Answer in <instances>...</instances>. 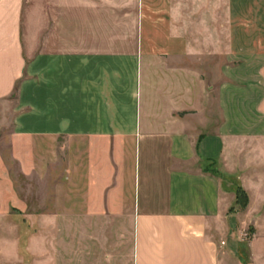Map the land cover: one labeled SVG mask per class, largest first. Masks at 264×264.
Segmentation results:
<instances>
[{"label":"crops","instance_id":"0c3cea01","mask_svg":"<svg viewBox=\"0 0 264 264\" xmlns=\"http://www.w3.org/2000/svg\"><path fill=\"white\" fill-rule=\"evenodd\" d=\"M8 114L33 203L121 211L133 264H264V0H0ZM81 230L60 264H87ZM46 235L28 264H51Z\"/></svg>","mask_w":264,"mask_h":264},{"label":"rangeland","instance_id":"374dc122","mask_svg":"<svg viewBox=\"0 0 264 264\" xmlns=\"http://www.w3.org/2000/svg\"><path fill=\"white\" fill-rule=\"evenodd\" d=\"M0 124V264H28V239L34 231H46L51 264H60V231H84V259L87 264H133L132 221L120 211L116 219L63 220L59 217L58 192L49 187L40 204H34L33 187L27 173L11 160L9 134L12 131L11 116ZM208 163H203L205 168ZM54 182V181H53ZM42 193V192H41ZM46 200V204L42 200ZM37 208H36V207ZM44 208V219H30L34 209ZM78 222V223H77Z\"/></svg>","mask_w":264,"mask_h":264},{"label":"trees","instance_id":"16d2710c","mask_svg":"<svg viewBox=\"0 0 264 264\" xmlns=\"http://www.w3.org/2000/svg\"><path fill=\"white\" fill-rule=\"evenodd\" d=\"M237 203L240 204L241 206L245 205V199H246V194L243 191V189H241L240 187L237 188Z\"/></svg>","mask_w":264,"mask_h":264}]
</instances>
